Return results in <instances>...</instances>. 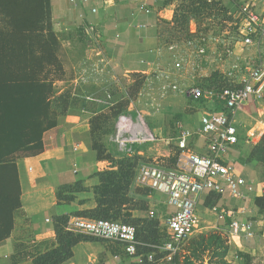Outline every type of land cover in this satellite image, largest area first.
<instances>
[{"label":"crops","instance_id":"1","mask_svg":"<svg viewBox=\"0 0 264 264\" xmlns=\"http://www.w3.org/2000/svg\"><path fill=\"white\" fill-rule=\"evenodd\" d=\"M179 2L180 0H110L106 5L104 0H90L88 4L82 3V0H76V3L70 0H48V26L58 38V49H71L75 41H78V35H83L98 44L106 66H110L114 76L143 74L148 77L160 69L161 55L168 47L166 38L173 28L175 10ZM94 9L97 13H93ZM191 26H195L194 22ZM90 28H94V32L91 33ZM58 58L62 60L61 57ZM64 70L66 74L69 71L66 67ZM193 103L197 105L196 112L200 113V118L191 122V124L194 123L193 127L189 126L190 128L181 130L194 133V136L187 141V150L196 155H206V141L197 134L201 128V117L205 112L219 114L225 110L217 103L195 101ZM71 110L59 119L55 129L46 133L43 154L20 159L17 162L22 187V208L15 214V227L11 237L0 243V264H33L32 259L35 255L47 252L55 245L56 217L64 215L72 217L78 210L96 207L94 188L100 184L97 174L104 172L106 162L98 161L92 153H76L81 146L73 142L74 136L78 138V133H88L90 127L87 120L88 114L85 111H81L82 113L77 116L75 113L70 114ZM240 118L244 126L242 140L230 155V159L235 163L238 173L248 183L255 185L258 189L257 194L250 196L242 203L229 196L208 194L204 196L198 207L200 210L206 209L216 215L219 225H223L227 229V234H230V243L235 242L240 252L251 256L250 252H245L248 248L243 245V242L248 239L244 235H236L231 225L233 219H236L239 225L249 221L253 223L254 231H256L258 226L264 224V216L260 215L257 207L254 206L255 197L262 196L264 192L261 184L255 180L256 168L247 163L241 164L237 157L239 153L237 149L247 138L259 140L263 137L264 99L261 102L253 101L247 104ZM67 123L73 125L68 131ZM190 143L191 147H189ZM86 150H88L87 147ZM168 156L161 155L163 158ZM76 184H80L85 190L74 193V200L70 204L66 201L59 202L56 191ZM135 188L130 195L138 200L140 197L134 194ZM242 191L247 192L248 189L244 188ZM161 196L163 195L160 193L152 192L150 196L145 197L148 207L157 211L159 220L173 211L167 205V198L163 196L165 199L161 201ZM213 198H218V207L213 205ZM75 202L77 205H85L84 208L76 206ZM215 207L219 213L223 210L228 214L234 213V217L231 218L228 215L220 220L218 213L213 212ZM242 207L247 210L245 215L239 213ZM136 262H140V259L121 258L119 255L112 254L101 244L81 243L75 247L74 258L70 264H133Z\"/></svg>","mask_w":264,"mask_h":264},{"label":"trees","instance_id":"2","mask_svg":"<svg viewBox=\"0 0 264 264\" xmlns=\"http://www.w3.org/2000/svg\"><path fill=\"white\" fill-rule=\"evenodd\" d=\"M47 6L48 0H0V14L7 20V29L0 31V243L11 237L15 214L22 208L18 160L37 157L45 152L46 133L58 126L59 117L66 116L74 101L68 92L56 94L54 89L55 83L64 78L65 70L57 54L58 38L46 29ZM180 8H176L173 19L179 40L191 37L190 24L198 21L200 16L209 19L219 10L231 13V16L235 13L227 5L211 6L189 0L184 7L186 17L180 22ZM134 76L138 79L134 85L133 96H136L147 76ZM206 82V88L222 87L223 84L219 73H214ZM58 108L62 111H57ZM177 154L170 157V167L176 163ZM140 165L122 159L118 162L117 172L98 173L100 184L94 188L96 207L83 213L76 212L72 217L85 218L83 216L87 213L94 218L91 220L120 222L135 227L140 246L136 256L131 258L140 259V262L133 264H166L162 262L164 255L154 248L166 238L159 220L133 215H143L147 211L145 197L152 193L149 189L137 187L134 194L140 199L130 195ZM77 186L81 187L76 184L61 188L58 199L72 202L74 193L85 190L82 187L76 190ZM254 204L259 214L264 216V194L255 197ZM70 218L68 215L55 218V245L47 252L35 255L33 264H70L76 246L95 243L93 237L67 231ZM108 244L112 254H125L123 246ZM229 252L228 242L221 234L202 235L189 244L182 259L177 257L175 264H233L227 260ZM148 254H154V257L149 259ZM238 257L239 264H254L250 254L240 253Z\"/></svg>","mask_w":264,"mask_h":264},{"label":"rangeland","instance_id":"3","mask_svg":"<svg viewBox=\"0 0 264 264\" xmlns=\"http://www.w3.org/2000/svg\"><path fill=\"white\" fill-rule=\"evenodd\" d=\"M233 1L238 5V8L249 3V0ZM188 2L189 0H180L178 4V6H181L179 9L180 19H178L180 22L183 17H186L184 7ZM228 7H230V10L232 9L231 6ZM256 9L258 13L264 15L261 5H256ZM213 15L214 17L212 16L209 19L200 16L198 21H193L196 26L199 25L201 28V30L198 29L196 37L191 36L186 40H179L177 38L179 32L174 31L175 29L172 28L167 35L168 38H166L168 47L161 55L160 71H155L152 76L148 75L136 96H133L135 81H138L136 76L134 74L114 76L110 66H106L102 51L93 39L78 35L79 42L76 40L71 49H57L58 57L62 58L63 66L69 71L67 74L65 73L62 81L55 83V92L56 94L65 92L71 94L74 101L72 102L70 114H81V111L88 114L89 132L85 134L78 133V138L75 135V139H73L76 145L81 146L76 153L88 152L92 153L95 158H99L100 162L104 160L106 162L104 172L106 173L117 172L119 169L118 162L122 159L137 162V164L170 166L171 160L169 157H173L179 152L177 139L180 136L181 129L189 126L193 127L194 123L191 124V122L199 119L200 113L196 112L197 105L192 100L185 97L181 92L173 91L170 88V83H168L165 75L170 74L173 80L178 78L175 84L180 89L197 84L205 87L206 80L214 73H227L234 66H238L240 71L247 72V69L259 63L261 57L264 61V47L263 49L248 48L245 50V48L239 49V47L232 44L236 42L235 39L238 34L237 23L239 22L237 15L234 18V14L231 16L226 11L220 10ZM48 25L49 22H47L46 29L50 31ZM191 25L192 23L190 29ZM6 29L7 20L0 14V31ZM189 40L194 42L195 45H182L183 41ZM200 44L201 46L204 45L203 47L207 46L205 48L206 52L202 54L203 57L201 58L194 53L196 45L199 46ZM231 45L233 49H225L226 46L231 47ZM172 46H174L173 49ZM229 50L233 54L228 55ZM181 59H183V63ZM180 62L182 68H177V64ZM187 66L188 68H186ZM160 72L165 73L164 76ZM57 111L61 112L62 110L58 108ZM194 112H196L195 115ZM193 116L195 117L193 118ZM121 118L123 120L120 122ZM119 122L121 126H126L124 123L128 124L129 127L133 125V128L137 129V136L140 133L138 136L140 142L145 141V143L136 142L127 146L125 150L121 149L116 144ZM66 126L68 131L73 125L67 123ZM196 127L198 128V123H196ZM243 141L237 149L239 152L237 155L238 160L241 164L247 163L256 168L254 170L256 173L255 180L261 184L264 192V135L259 140L247 138V142ZM191 146L190 143L189 147ZM86 147L88 150H86ZM130 148L132 151H130ZM161 155L169 156L163 158ZM99 173L101 174L102 171ZM134 186L136 187V183H134ZM134 186L133 188H135ZM75 189L80 190L81 187L77 186ZM82 189L84 188L82 187ZM59 193L60 189L56 191L57 199ZM163 196L160 198L161 201L165 199V196ZM58 201L60 202L59 199ZM213 201V205L218 207V198H213ZM75 204L81 206V208L85 206L83 204L77 205L76 202ZM145 208L147 211L143 215L137 213H133V215L135 217L141 215L144 219L151 220L148 214L152 209L148 206ZM85 211L78 210L77 212L83 213ZM153 211L155 210L153 209ZM200 216L202 224L191 240L184 246L183 253L192 241L199 239L202 235L219 233L227 240L230 248L227 256L228 261L239 264L238 256L242 252L236 248L235 242L230 243V234H227V229L223 225H219L216 215L202 209L200 210ZM83 217L94 219L87 213ZM127 222L134 225L138 224L132 221ZM256 231L255 239L249 242L245 240L246 242L244 241L243 245L248 248L245 252H250L254 258V264H264V224L258 226ZM94 241L106 248L109 245L99 239H94ZM118 255L121 258H131L121 252ZM152 257H154V254L147 255L149 259H152Z\"/></svg>","mask_w":264,"mask_h":264},{"label":"built area","instance_id":"4","mask_svg":"<svg viewBox=\"0 0 264 264\" xmlns=\"http://www.w3.org/2000/svg\"><path fill=\"white\" fill-rule=\"evenodd\" d=\"M70 1L76 3V0ZM109 1L104 0V3L108 5ZM198 1L211 6H231L235 10L234 18L237 15L239 22L237 23L236 42L232 44L239 49L245 48V50L248 48L263 49L264 15L258 13L256 5H261L264 12V0H249V3L240 8L233 0ZM89 2L90 0H82L84 4ZM93 13H97V10L94 9ZM229 14L231 15V13ZM90 32H94V28H90ZM190 34L196 37L198 34L196 25L191 26ZM189 41H183L182 45H195L194 42ZM203 46L200 44L195 47L194 53L199 58L203 57L202 54L206 52L207 46ZM173 47L171 48L173 49ZM225 49H233V46H226ZM228 53V55L233 54L230 50ZM181 61L183 63V59ZM182 63H178L177 68H182ZM160 73L163 76L165 74ZM219 76L223 80L222 87L206 88L197 84L180 89L175 84L178 78L173 80L170 74L165 75L173 91H179L195 102L217 103L225 110L219 114L205 112L201 117V128L197 134L206 141L207 154L196 155V153L187 150V141L194 136V133L182 130L177 139L179 152L173 166L142 164L137 169L135 179L137 187L164 195L167 198L168 207L173 209L162 221L158 219L156 211L151 210L148 214L150 219L159 220L160 228L165 234L166 238L163 243L154 248L164 255L162 262L166 264H175L186 243L200 228L202 221L198 206L204 196L208 194L220 197L229 196L242 203L247 201L250 196L256 195L258 191L254 184L248 183L238 173L230 155L242 140L244 126L240 116L244 112V108L253 101L261 102L264 99V61L261 57L259 63L247 69V72L240 71L238 66H234L227 73H219ZM122 120L123 118L120 119V122ZM120 122L117 126L118 140H116V144L121 149L125 150L127 146L136 142L145 143V141L140 142L141 140L138 138L140 133L137 136V129L133 128V125L129 127L124 123L126 126H121ZM130 151H132L131 148ZM244 188H247L248 191H242ZM213 212L218 213L220 220L228 215L231 218L234 217V213L228 214L224 210L219 213L216 207ZM239 213L245 215L247 210L242 207L239 209ZM238 223L236 219H233L231 225L235 229L236 235H244L248 241L255 239L252 222L248 221L243 225ZM66 229L72 233L84 234L108 243L119 244L123 246L124 253L130 257L136 256L137 247L140 246L136 228L120 222L71 217Z\"/></svg>","mask_w":264,"mask_h":264}]
</instances>
